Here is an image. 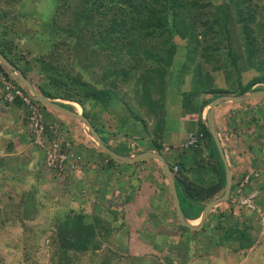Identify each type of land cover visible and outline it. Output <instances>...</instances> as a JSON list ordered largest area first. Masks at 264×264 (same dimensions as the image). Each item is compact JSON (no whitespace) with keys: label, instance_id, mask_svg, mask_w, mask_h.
<instances>
[{"label":"trees","instance_id":"trees-1","mask_svg":"<svg viewBox=\"0 0 264 264\" xmlns=\"http://www.w3.org/2000/svg\"><path fill=\"white\" fill-rule=\"evenodd\" d=\"M52 1L54 8L44 18L16 8L21 0H0V52L43 96L79 103L103 142L113 146L117 153L123 150L115 141L114 145L109 140L134 137L133 132L138 135L137 139L149 137L152 146L163 152L167 114L174 113L195 122L192 131L202 132L204 141L188 148L192 150V156L188 149L172 153L169 164L172 169L178 165L174 180L184 215L190 219L199 217L204 205L221 196L225 187L224 165L218 163L209 147V140L213 138L201 118L202 112L217 97L264 89V0ZM17 42L25 45L28 58L20 55ZM30 63L37 66L33 73L29 69ZM0 70H3L1 66ZM168 79L175 87L169 85ZM219 79L222 80L220 83ZM186 82L190 83L187 89L184 87ZM132 100H136L135 105ZM115 101L121 102L122 106H110ZM0 102L7 105L1 91ZM15 104L22 106L18 100ZM122 107L125 109L121 113ZM96 109L98 114L107 112L111 117H117L115 130L111 131L97 121ZM112 109L121 115L117 116ZM258 112L259 120H262L260 127L264 128L263 103ZM25 116L22 115V120L28 124ZM255 119L251 122L257 124ZM57 122L61 124L59 120ZM73 143L70 138V147L62 142V148L65 152L73 150L81 161L83 152ZM4 145L7 151L13 150L11 141H5ZM91 145L96 153L104 155V163H116L93 140ZM32 146L39 151L38 157L40 155L38 161H33L37 180L33 178L32 183L20 174L18 167H15L17 176H14L17 181L8 175L12 170L3 168L8 159L0 154V235L5 228L12 230L17 248L22 244L33 246L30 251L25 248L23 264H40L29 262L39 250L49 255L50 263L47 264H85L87 253L92 256V264H229L222 258L223 251L233 252L236 257L239 253L244 254L248 257L246 260L261 253L264 231L258 214L263 210L259 195L256 198L258 211L247 210L232 202L236 179L225 208L217 207L210 212L200 229H189L178 218L175 223L171 219L170 226L179 224L184 230L179 236L181 240L173 242V238H166V244L155 247V254L151 256L154 261L150 263L145 259L149 246L139 245L140 233L146 232L147 225L144 227L137 219L141 207L137 197L142 193V181L135 177L136 173L127 188L121 183L122 195L113 194L107 202L104 200L108 215L105 217L89 212L80 204V196L72 190L80 178L81 164L75 163L72 168L68 165L64 170H57L59 173L55 172L46 166L45 149ZM213 147L217 152L214 140ZM174 154H184L185 160H194L183 162ZM85 162L90 161L86 159ZM99 163L98 160L91 161V165L99 166ZM198 168L200 172L211 171L214 180L204 183L205 178L201 179L200 173L196 172ZM44 170L46 173L52 171L54 178L62 175L65 196L55 195L59 192L55 183L43 185ZM255 170L259 176V170ZM258 176L251 179L246 190L257 189ZM80 180L84 181V178ZM148 183L150 188L161 191L154 180ZM104 185L106 189L100 192V197L111 189L110 181L105 179ZM153 192L149 200L157 209L156 191ZM72 196L74 201H68L67 205L65 198ZM227 210L234 216L231 221L224 217ZM119 232L126 236L124 248L121 243H111ZM3 240L4 237H0V244ZM104 242L109 246L102 245ZM42 245L47 248L41 250ZM250 252L254 253L248 256ZM246 263L239 259L234 261V264Z\"/></svg>","mask_w":264,"mask_h":264},{"label":"crops","instance_id":"crops-1","mask_svg":"<svg viewBox=\"0 0 264 264\" xmlns=\"http://www.w3.org/2000/svg\"><path fill=\"white\" fill-rule=\"evenodd\" d=\"M29 69L32 71V73L34 72L33 70H36L35 68L33 69L29 68ZM263 98L264 97H255L239 103H221L215 107L214 119L218 127L219 133L222 136V146L224 148L226 161H228V163L230 164L232 179L233 180L237 179L242 173H245L248 169L255 168L258 169L260 172V175L259 176L257 175L258 178H256V187L259 195V205L263 209L261 211L260 217H262L264 220V166L261 167V163H263L264 165V132L260 133V139L256 141L258 137H256L251 132V130H249L247 126V124L256 125L257 129L260 127L262 120L257 121V124L252 123L251 120L255 118L259 119V115L257 112H258V107L264 100ZM57 103L65 104L62 106L73 111L76 110L75 111L76 113L77 112L83 113L84 110L79 103L78 104L81 106V110L79 111L77 109H73L74 107L72 106L69 100L63 101L59 99ZM67 105L72 106L73 108L70 107L68 108ZM218 106H220L219 109L217 108ZM17 108H18L17 104L3 106L2 103L0 102V154L8 159L7 160L8 164L3 168L6 171L9 170L14 171L13 173L12 171H9L8 175H12L13 177L17 176V172H16L17 170L15 167H18L20 174L25 175L26 179L27 180L29 179L30 183H32L33 178L37 180V176H35V174L33 173V168L36 166L34 165L35 163L33 161L34 160L38 161L40 155L38 157L39 151H37V149H35V147L32 146L29 129L27 127V124L24 122L25 120H22V113L17 111ZM221 109H225V110H223V112L221 113L219 112V110ZM235 109L240 111L242 109L248 110L250 111V116L244 121L239 119L237 120L233 116V114L235 113L234 112ZM217 112H219L220 114L219 117L216 115ZM45 114L47 117L49 118L53 117L61 122L62 129L66 134L67 139L70 140V138H72L74 142L73 145H75V148L76 149L80 148V150L86 154V159L90 161L89 163L85 162L86 160L84 161V165L80 169L79 171L80 173L78 175L80 178L81 177L84 178V181L80 180V178L78 179V184L82 186L81 190H78V195L80 196L79 202L81 205L87 208L89 212L100 213L103 216L105 215V217H107L108 215L105 212V208L103 206L104 200L106 201V199L109 197L108 194H110L111 192L112 194H116L115 196L122 195L123 189L119 190L120 185H122L121 183H123L122 185L123 187L127 188L129 186V183L133 182V178H134V176H132L133 173H136L135 177L137 176L140 177L142 181L141 192L143 193V194L141 193L142 195L141 197L140 194H138L137 200L141 201L143 199L145 200L144 202H146L145 205L143 204L142 208L140 209L138 208V213L142 212V214L140 213L138 216L144 218L146 216L147 219H149L148 222L150 223V225L147 226L151 227L150 231L154 235H158V236L169 235L168 238L170 237L173 238L172 235H179V236L182 235L181 233L184 230L181 227V225L179 226L178 224L172 227L168 223L171 219L172 220L174 219L173 223H175V218H178V215L174 207L172 193L169 188L167 173L161 161L153 155L155 150L157 151L158 149L152 146L149 137H147L146 139H137L138 135H135L134 137H129V138L127 137L111 138L109 140L110 143L114 144L116 142L115 144H117V147L123 150V152L120 151L121 153L118 154L131 157L132 159L129 161H119L109 155L114 161H116L115 164L110 165L104 163L105 162L104 161L105 159L103 158L104 155H100L99 153H96L95 148L91 147L92 145H91V140L89 142V135L85 133L79 120L75 119L68 113L59 110L49 109L46 111ZM168 115L169 114H167V116ZM173 117L174 119H179L180 122L186 121V119L180 117L179 115L178 116L174 115ZM201 118L203 119V116H201ZM167 120L168 117L166 121ZM180 124L181 123H179V125ZM218 124H220V126L222 125L221 127L222 128L224 127L223 129L225 131L233 135L235 141L229 143L228 139L224 137L222 133V129H220V126H218ZM170 128L171 127L168 126L165 129L163 144L176 145L185 139L187 133L186 130H184L178 136H175L173 135V133H168L169 130H171ZM133 133L135 134V132ZM243 133H245L248 137H252L253 141L248 142L245 139ZM5 141H11L13 143V150L11 151L6 150L4 145ZM236 141H240V147L235 150L233 146L236 143ZM111 147L115 149L113 146ZM104 153L107 154L106 152ZM138 156L141 157L134 159L135 157ZM164 156H165L164 157L165 160L168 161L166 155ZM97 160L100 161L98 167L95 165H91V161L93 162ZM42 166L43 165H41V167ZM106 175L109 176L110 180L107 179ZM42 177L44 178V180L45 178L48 179V175L46 171L43 172ZM14 178L16 179V181L18 180L17 177ZM86 178L89 179L90 181L88 182ZM146 178H149L150 180H147ZM105 179L107 182L109 181L111 182V186H110L111 189L110 191H108V194L104 195L103 197H100L101 196L100 192L106 189V186L104 185ZM151 179L154 180L155 183L161 187L160 189L161 191H157V188H150L151 185L148 182H150ZM47 183L48 186L51 185L52 180H50V182ZM150 190L152 192L154 190L156 191V195L154 196V199L156 202L157 209H155V207L152 206L150 203L149 199H150V195L152 194ZM223 207L225 208V205ZM142 209H144L145 211H143ZM209 214L204 219L203 225L201 227L204 226ZM151 215L152 217H150ZM224 217L228 221L234 219V216L231 215V213H229L228 210L227 212H225ZM163 220H165L166 222L165 221L163 222ZM190 220L192 222H195L196 220H198V218L194 220L192 219ZM231 253L233 252L223 251L222 255H226L229 257L228 254Z\"/></svg>","mask_w":264,"mask_h":264},{"label":"rangeland","instance_id":"rangeland-1","mask_svg":"<svg viewBox=\"0 0 264 264\" xmlns=\"http://www.w3.org/2000/svg\"><path fill=\"white\" fill-rule=\"evenodd\" d=\"M16 8H19L23 13H26V14H28V13H32V12H34V14H36V15H38V16H43L44 18L45 17H47V15L52 11V9L54 8V3H53V1L52 0H21V4H19V5H17L16 6ZM17 45L19 46V48H21L20 49V55L22 56V57H26V58H28V56L26 55V51H27V49H26V47H25V45L24 44H22L21 42L19 43V42H17ZM27 53H28V51H27ZM30 65L32 66L31 68L33 69V68H37V66L36 65H33V63H30ZM188 77L189 76H187V78H186V81L188 80ZM169 80V79H168ZM219 83L222 81V80H217ZM175 82V81H174ZM169 85H172V87H175V85H174V83L172 82V81H170L169 80ZM183 87V86H182ZM184 87H186V89L187 88H189L190 87V83H188V82H186V86H184ZM129 95H131L132 96V94H129ZM130 97V96H129ZM133 97V96H132ZM134 99V98H133ZM264 99V98H263ZM179 101V100H178ZM264 102V100L262 101V103ZM133 105H135L136 104V100L134 101V100H132V102H131ZM247 103H248V101H247ZM242 104V103H241ZM246 104V103H245ZM245 104H243V105H245ZM264 104V103H263ZM122 106V103L121 102H119V101H115L114 102V105H110V106H113L114 108H116L117 106ZM221 106V105H220ZM220 106H218L217 108L219 109V107ZM132 108V107H131ZM123 109H125L124 107H122V109H121V113H122V111H123ZM54 110V109H53ZM115 109H112V111L111 112H114L117 116H119V112H116V111H114ZM132 110H134V109H132ZM223 110H225V109H221V110H219V112H223ZM96 111V113H97V121L99 122V123H101V124H104L109 130H115L116 129V127H117V125H118V120L117 119H115V118H117L116 116L115 117H111L107 112H103L102 114H98V110L96 109L95 110ZM109 111V110H108ZM126 111V110H125ZM110 112V111H109ZM219 112H217V116L219 117L220 116V114H219ZM234 114H233V116L235 117V119H239V120H242V121H244V120H246L249 116H250V111H248V110H234ZM95 113V112H94ZM256 113V112H255ZM258 114H259V112H257ZM92 114H93V112H92ZM121 115V114H120ZM173 115H175L174 113H173ZM178 116V115H177ZM205 116V115H204ZM168 117V120H167V125L169 126V127H171L170 129L171 130H169V132L168 133H173V135H175V136H178L179 134H181L184 130H186V132H188V131H190V130H194L195 129V122H189V120L187 121H181L180 122V120L179 119H174L170 114L167 116ZM124 118V117H123ZM256 121H259V119H255ZM80 121V120H79ZM179 123H181L180 125H179ZM167 126V127H168ZM218 126H220V124H218ZM222 126V125H221ZM220 126V129H222V133H223V135H224V137H226L227 139H228V142L229 143H232L233 141H235L234 140V136L233 135H231L230 133H228L227 131H225L222 127ZM247 126H248V128H249V130H251V132L256 136V137H258L257 139H256V141H258L259 139H260V133L262 132V131H264V128L263 127H260V128H258L257 129V126L256 125H248L247 124ZM245 132V131H244ZM84 133V132H83ZM134 134V133H133ZM134 135H137L136 133L134 134ZM211 135V134H210ZM243 135L245 136V139L248 141V142H252L253 141V139H252V137H248L245 133H243ZM204 139H205V137L203 138V140H202V142L204 141ZM210 142V145H209V147H211V149H212V151H214V156H215V158H216V160L218 159V163L220 162V164L223 166V162H222V155H220V152H219V150L217 151V152H215V149H214V147H213V140L211 141V140H209ZM203 144V143H202ZM201 144V145H202ZM216 144V143H215ZM71 146H72V144H71ZM240 147V141H236V143L234 144V146H233V148L236 150V149H238ZM189 150V153L191 152V156H192V150H190V149H188ZM258 151V150H257ZM223 152H224V148H223ZM101 155V154H100ZM165 155H166V158H167V160H168V162H170L171 161V159H170V157H169V155L167 154V153H165ZM176 157H178L180 160H182L183 162H192L193 160H191V158H189V159H187V160H185L186 158V156L184 155V154H181V155H178V154H174ZM220 157H219V156ZM80 156H81V163H78L77 165H80L81 164V168L83 167V165H84V161L86 160V154L85 153H83V154H80ZM103 158H104V156H103ZM259 164V163H258ZM264 165H263V163H261V167H263ZM98 167V166H97ZM224 167V166H223ZM224 169H225V167H224ZM202 171V170H201ZM196 172H199L200 173V177H201V179H203V178H205V180H203V182L205 183L206 181L209 183V182H211V180H214V174L211 172V171H202V172H200V169L198 168L197 169V171ZM203 173V174H202ZM207 173V174H206ZM47 175H48V179H46L45 178V183H43V185L45 186H48V183L47 182H50V180H52V183H51V185L50 186H53V184L55 183L56 184V186H55V188L59 191V192H55V195H57V196H59V197H62V180H61V177H62V175H61V177L60 178H54V174H53V172L52 171H49L48 173H47ZM206 176H208V177H206ZM45 177V176H44ZM55 179H57V180H55ZM198 179V178H197ZM206 182V183H207ZM81 185H79L78 184V182H76V184L74 185V188H72V190L74 191V192H76V194H78V190H81ZM48 188V187H47ZM53 189V188H52ZM52 189H51V192H53L52 191ZM54 190V189H53ZM158 190V189H157ZM20 192V191H19ZM106 194H108V192H106ZM119 194V193H118ZM64 195V194H63ZM109 195V197L110 196H112L113 194H112V192L110 193V194H108ZM141 195V194H140ZM150 195V194H149ZM65 196V195H64ZM75 196V195H74ZM64 198L65 197H63V200H64ZM138 199V198H137ZM65 200H66V203H67V205H69V202L68 201H74V199H73V196L71 197V198H65ZM140 201V200H139ZM145 200H141L140 201V205H141V207H140V205H139V207L140 208H142L143 207V204L145 205V203L146 202H144ZM149 201V200H148ZM107 202V201H106ZM224 205H226L225 203L224 204H222V205H220V206H224ZM219 206V207H220ZM185 207H187V206H185ZM185 207H184V209H185ZM182 209V208H181ZM107 211H108V209H106ZM143 211H145L144 209H142ZM186 212H189L188 210L186 211ZM141 214H142V212H140ZM140 213H138V215L140 214ZM150 217H152V215L150 216ZM41 218H43V217H41ZM149 218V217H148ZM45 219V218H44ZM137 219H139V221L141 222V224L145 227V225H150V223L148 222L149 221V219H147V217L146 218H144V217H138ZM261 219V218H260ZM165 220H163V222H164ZM166 222V221H165ZM40 227H45V225H40ZM147 230H146V232L143 234V232H141L140 234H141V237H139V239H140V241H139V245H146V246H149V248H148V254L146 253V255H147V257L145 258L148 262H150V263H152L154 260H153V258H151V256H154V254H155V247L156 248H160V246L159 245H164V244H166V238H168V236L169 235H166V236H158V235H154L150 230H151V227H148V226H146L145 227ZM261 228H262V231H264V222L262 221V219H261ZM13 232H12V230L11 231H9V230H6V228H5V232H1V235H0V237H4V240L1 242V244H0V264H23V260H24V252H25V248L26 247H28V249H29V251L30 250H33V246L32 245H26V244H22V245H19L20 247L19 248H17L18 247V244H16V241L13 239ZM173 236V242H174V240L175 241H180L181 240V237H179V235H172ZM12 237V238H11ZM186 237H190V235L189 234H186ZM113 239H115V241L114 242H111V243H113V244H118V243H121V244H123L121 247L122 248H124V247H126V246H124V244H126L125 243V241H127L126 240V236L124 235V233L123 232H119V233H116V235L114 236V238ZM118 242V243H117ZM262 243H264V240H263V242ZM102 245H107V246H109L108 245V243L106 242H104ZM42 247H43V249H41V250H45V248H47V246L46 245H42ZM170 247V246H169ZM261 250H260V254H259V252H257V253H255L256 255H255V257L254 258H249L248 260H246V258H248V257H245L244 256V254L242 255L241 253H239V255L236 257V254H233V253H231V254H228L229 255V257L228 256H226V255H223V259H225L226 260V262L227 263H229V264H231V263H233L234 264V261L236 260V259H239L240 260V262H247L246 264H251V263H254V264H264V245L260 248ZM154 250V251H153ZM150 251V252H149ZM251 251H253V250H251ZM172 253H173V251H172ZM254 252H250V253H248V256H249V254H253ZM259 254V255H258ZM89 255V253H87V255L85 256V264H92V262H91V259H92V256L90 255V256H88ZM220 255V254H219ZM222 255V254H221ZM231 255V256H230ZM235 255V256H234ZM49 256V255H48ZM48 256L47 255H44V252L42 251H38V253L37 252H35V256L32 258V260L30 261L29 260V262H33V261H35L36 263H40V264H47V263H50L49 261V259H48ZM196 257L197 258H199L197 255H196ZM196 258V259H197ZM213 258H216V257H213ZM151 260V261H150ZM156 261H158V260H156ZM94 263V262H93Z\"/></svg>","mask_w":264,"mask_h":264},{"label":"built area","instance_id":"built-area-1","mask_svg":"<svg viewBox=\"0 0 264 264\" xmlns=\"http://www.w3.org/2000/svg\"><path fill=\"white\" fill-rule=\"evenodd\" d=\"M18 84L19 83L13 76L5 69L0 70V91L2 100L7 105L15 104L16 100L21 101L22 106L18 107L17 111L21 112L22 115L26 114L25 117L28 122L27 125L32 144L45 149L46 166L58 172L57 170H64L68 165L69 168H72L75 166V163H81V161L75 157V152H73V150H67L66 152L63 150L62 142H65V145L70 147V140L67 139L61 124L58 123L57 120L48 119L42 105L27 92L25 93ZM47 129L50 130V134ZM203 137L204 134L202 132H189L184 141L176 145H167L164 147V151L179 153L185 149L196 147L201 143ZM177 169L178 165L175 164L173 166V171H177ZM256 176L257 171L252 168L236 179L237 188L232 202L239 203L246 209L259 210L256 205L258 191L256 189L246 190L250 185L251 179ZM58 177L60 178L61 174H59Z\"/></svg>","mask_w":264,"mask_h":264},{"label":"water","instance_id":"water-1","mask_svg":"<svg viewBox=\"0 0 264 264\" xmlns=\"http://www.w3.org/2000/svg\"><path fill=\"white\" fill-rule=\"evenodd\" d=\"M0 66L4 68L11 76H13L14 79L17 80L24 87L27 93L31 95L34 99H36L37 101L55 110L66 112L72 117H74L75 119L80 120L82 125L87 130L89 137L94 141V143H96V145L102 151L106 152L108 155H110L111 157L119 161H129L132 159L131 157L118 154L111 146L105 144L102 138L100 137V135L98 134L97 130L92 126L90 120L86 116L80 113H76L73 110L67 109L63 107L62 105L55 103L52 99L40 94L34 88L33 84L25 77L23 72L19 68H17L11 61H9L1 52H0ZM255 97H264V89L248 91L246 93H243L237 96H230V95L220 96L210 101L204 107V111H205L204 123L208 131L210 132L214 142L216 143V146L220 152V155H222V161L225 167V187H224V193L221 196L214 199L210 203L204 205L203 210L198 218V222L197 220L195 222H192L189 218H187L184 215L181 209V206H180V202H179V198H178V194L176 190L174 174L169 164L166 162L165 158L163 157V155L158 150L157 151L155 150V152L153 153V155L161 161L167 173L168 181H169V188L172 193L174 207L176 209L178 219L183 225H185L189 229H192V230L199 229L203 225L204 219L210 212H212L217 207H219L220 205L228 201L232 183H233L230 164L228 163V161H226V157L223 152L222 136L219 133L218 127L214 119L215 107L221 103H239V102H243V101L255 98ZM140 157L141 156H138V157H135L134 159H137Z\"/></svg>","mask_w":264,"mask_h":264},{"label":"clouds","instance_id":"clouds-1","mask_svg":"<svg viewBox=\"0 0 264 264\" xmlns=\"http://www.w3.org/2000/svg\"><path fill=\"white\" fill-rule=\"evenodd\" d=\"M2 69H4V68H2ZM14 78V77H13ZM17 81V80H16ZM18 82V81H17ZM19 83V82H18ZM20 84V83H19ZM24 88V87H23ZM252 91V90H251ZM50 99H52L55 103H57V101L59 100V98H50ZM36 100V99H35ZM61 100H64V99H61ZM37 101V100H36ZM70 102H74V101H71V100H69ZM37 102H39V101H37ZM16 103V102H15ZM41 105H42V107H43V109H44V111H45V113H46V111L47 110H49V109H53V108H51V107H49V106H47V105H45V104H43V103H41V102H39ZM59 104V103H58ZM14 105V104H13ZM60 105V104H59ZM45 106V107H44ZM73 106V105H72ZM19 107V106H18ZM74 107V106H73ZM49 108V109H48ZM73 109H76L75 107L73 108ZM55 110V109H54ZM76 111V110H75ZM77 113H79V112H77ZM80 114H83V113H80ZM46 115V114H45ZM84 115V114H83ZM204 115H205V111H204V109H203V112H202V116H203V122H204ZM47 117V116H46ZM48 118V117H47ZM88 118V117H87ZM89 119V118H88ZM81 123V122H80ZM81 126H82V128L84 129V131H85V133H87L88 134V132H87V130L85 129V127L82 125V123H81ZM94 127V126H93ZM189 132H193L192 130H190V131H188L187 133H189ZM187 133H186V135H187ZM205 137V136H204ZM203 137V138H204ZM90 138V137H89ZM185 138H186V136H185ZM146 139V138H145ZM90 140H92L91 138H90ZM185 140V139H184ZM183 140V141H184ZM167 145H169V144H164V147L165 146H167ZM164 147H163V152H160V150H158L162 155H163V157H165L164 155H165V153H167L170 157L172 156V153H169V152H166V151H164ZM168 164H169V162L168 161H166ZM169 166H170V164H169ZM171 168V167H170ZM171 170H172V172H173V174H174V171H173V169L171 168ZM232 189V188H231ZM257 190V189H256ZM258 191V190H257ZM231 193V192H230ZM231 196V195H230ZM230 196H229V199H230ZM257 197H258V193H257ZM228 199V200H229ZM257 205V204H256ZM257 207H258V205H257ZM247 210H251V209H247ZM183 211V210H182ZM251 211H257V210H251ZM259 215H261V212H259L258 213ZM188 218V217H187ZM197 218H199V217H197ZM197 218H194V219H197ZM261 219H262V221L264 222V220H263V218L262 217H260ZM190 219V218H189Z\"/></svg>","mask_w":264,"mask_h":264},{"label":"bare ground","instance_id":"bare-ground-1","mask_svg":"<svg viewBox=\"0 0 264 264\" xmlns=\"http://www.w3.org/2000/svg\"><path fill=\"white\" fill-rule=\"evenodd\" d=\"M64 101V100H63ZM64 103H66V102H64ZM69 103V102H68ZM71 104L77 109V110H81V106L78 104V103H76V102H71ZM48 119H50V120H58V119H55V118H53V117H51V118H49L48 117ZM192 220H194V219H192ZM197 222H198V220H197Z\"/></svg>","mask_w":264,"mask_h":264}]
</instances>
